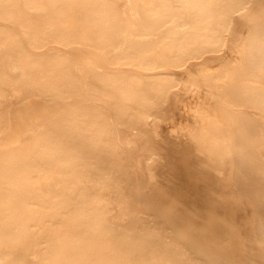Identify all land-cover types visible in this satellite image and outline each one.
Listing matches in <instances>:
<instances>
[{"label": "bare ground", "instance_id": "6f19581e", "mask_svg": "<svg viewBox=\"0 0 264 264\" xmlns=\"http://www.w3.org/2000/svg\"><path fill=\"white\" fill-rule=\"evenodd\" d=\"M0 264H264V0H0Z\"/></svg>", "mask_w": 264, "mask_h": 264}, {"label": "rangeland", "instance_id": "374dc122", "mask_svg": "<svg viewBox=\"0 0 264 264\" xmlns=\"http://www.w3.org/2000/svg\"><path fill=\"white\" fill-rule=\"evenodd\" d=\"M14 30L19 33L18 29H14ZM23 42L27 46V43H25L26 41L23 40ZM73 51H74V54H73ZM68 53L70 55H72L77 61L80 60V63H83L86 60L87 55H88V53H86V51L80 47H73V48L68 50ZM78 53H80V54H78ZM144 148H145V144H144L143 140L139 139L138 143H137V148L134 151V157L139 158L141 160L142 164H144L148 159V150H146ZM87 187L90 191H93V189H94L91 184H87ZM116 217H117L116 208H112L110 216H109V221L112 223V228L114 229L115 232H117L119 229L117 224L113 223V221L116 219ZM39 222H40V224H43L45 222V217L44 216L40 217Z\"/></svg>", "mask_w": 264, "mask_h": 264}]
</instances>
